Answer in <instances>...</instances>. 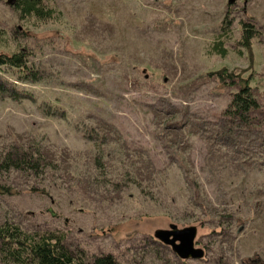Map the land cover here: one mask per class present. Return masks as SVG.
Here are the masks:
<instances>
[{
  "label": "rangeland",
  "instance_id": "374dc122",
  "mask_svg": "<svg viewBox=\"0 0 264 264\" xmlns=\"http://www.w3.org/2000/svg\"><path fill=\"white\" fill-rule=\"evenodd\" d=\"M6 1L0 54L22 52L39 81L16 84L30 99L0 95V153L42 161L0 173L14 193L0 225L61 235L86 259L264 264V128L223 117L236 88L212 76L240 72L264 116V0H41L44 21ZM170 225L196 229L201 259L154 238Z\"/></svg>",
  "mask_w": 264,
  "mask_h": 264
},
{
  "label": "trees",
  "instance_id": "16d2710c",
  "mask_svg": "<svg viewBox=\"0 0 264 264\" xmlns=\"http://www.w3.org/2000/svg\"><path fill=\"white\" fill-rule=\"evenodd\" d=\"M12 9L21 19L34 18L44 21L50 18L51 11H45L41 0H17ZM241 36L238 45L245 51L250 49L254 33L249 25L240 23ZM216 42L213 51L221 57L225 56L224 49H219ZM26 56L22 53L11 55L0 54V70H10L16 77L9 82L0 77V95L11 100L30 99V95L17 89L19 83H36L39 81L38 72L26 65ZM217 82L228 87H235L222 116L230 122L248 128H264V116L258 112V103L252 94L246 79L239 73L223 69L212 74ZM258 112V113H256ZM42 157L38 151L23 150L12 147L0 153V173L9 170L37 171ZM13 191L0 183V195L10 196ZM82 254V253H81ZM80 253H75L64 244V238L49 232L27 233L18 227L0 225V262L3 264H121L110 254H100L86 259Z\"/></svg>",
  "mask_w": 264,
  "mask_h": 264
},
{
  "label": "water",
  "instance_id": "95a60500",
  "mask_svg": "<svg viewBox=\"0 0 264 264\" xmlns=\"http://www.w3.org/2000/svg\"><path fill=\"white\" fill-rule=\"evenodd\" d=\"M15 0H7L6 5L11 7ZM233 0H228V4ZM196 229L188 227L183 229H176L170 225L168 230H159L154 233V238L170 248V250L181 260H198L203 256V251L195 248L193 240L195 237Z\"/></svg>",
  "mask_w": 264,
  "mask_h": 264
}]
</instances>
